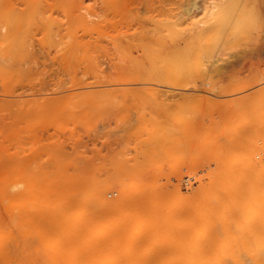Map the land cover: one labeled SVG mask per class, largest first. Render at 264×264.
Instances as JSON below:
<instances>
[{"label":"bare ground","instance_id":"bare-ground-1","mask_svg":"<svg viewBox=\"0 0 264 264\" xmlns=\"http://www.w3.org/2000/svg\"><path fill=\"white\" fill-rule=\"evenodd\" d=\"M253 1L0 0V264H264Z\"/></svg>","mask_w":264,"mask_h":264},{"label":"rangeland","instance_id":"rangeland-1","mask_svg":"<svg viewBox=\"0 0 264 264\" xmlns=\"http://www.w3.org/2000/svg\"><path fill=\"white\" fill-rule=\"evenodd\" d=\"M249 1H250V2H249ZM252 1H253V0H248L247 3H251ZM252 3H254V5H256V4L258 5V3H257L256 1H255V2L253 1ZM257 5H256V6H257ZM249 6H251V5L249 4ZM257 8L259 9L258 6H257ZM243 55H244L245 57H247V58L249 57L248 59H254V60H255V59H260V58L264 59V57H260V56H264V53H262V55H261V54H257V55L255 54V55H253L254 57H251V55L248 56V53H244ZM246 55H247V56H246ZM231 67H232V66H230V67L225 66V67L221 70V71L224 73V75H225V77L223 78V80L226 79V81H225L226 84H225V82H223V81L221 82V83L224 85L223 87H225V88H232L233 86H237V85H239V84H240V85H242V84L245 85L246 83H248V81H251V80H252V79H248L249 77L252 78L250 74L247 75V73H249L248 70H243V71H247V73H242V72L240 73V72H238V74H237V76H236L237 79H234V81H233V79L231 78V74H230L231 72L229 71V68H231ZM230 70L232 71V68H231ZM228 72H229V73H228ZM241 75H242V76H241ZM240 76H241V77H240ZM232 77H234V76H232ZM230 78H231V79H230ZM229 80H230V81H233V82H230ZM236 80H239V82L236 81ZM240 80H241V81H240ZM229 82H230V84L227 85V83H229ZM236 82H237V83H236ZM252 82H253V81H252ZM252 82H251V83H252ZM262 82H264V81H262ZM259 83H260V82H259ZM259 83H258V84H259ZM248 84H249V83H248ZM254 84H255V82H253V85H254ZM258 84H257L254 88H256L257 86L259 87L260 85H264V83H261L260 85H258ZM243 85H242V86H243ZM254 88H253V89H254ZM253 89H251V88L248 89V87H246V88H244L242 91L244 92L245 90H246V91H247V90H248V91L250 90L249 92H251V90H253ZM240 91H241V90H240ZM240 91H239V92H240ZM248 91H247V92H248ZM239 92H238V94H239ZM241 93H242V92H241ZM244 93H246V92H244ZM238 94L236 93V96H237V97H238ZM211 97L213 98V96H210V99H211V100H208L207 102H204V103L201 102V101H199V100H197V97H196V98H193L194 100H193V103H192L191 106H194L195 108L198 106V108H200V109H197V108H196V110H198V112L202 110L204 113H207V114H208V113L210 114L209 111L211 110V107H212L211 112H212V114H214V115H213V116H214V119H218V117H217V113H218L219 108L227 107V106H226L227 104H228V107H230L229 104H230V101H231V103H232V99H229V100H228V97L230 98V96H227L226 98H224V97H217V96H216V98H214V99H212ZM214 97H215V96H214ZM233 97H234V96H233ZM217 98H218V99H217ZM231 98H232V96H231ZM234 98H235V97H234ZM234 98H233V100H235ZM249 98H250V100H249ZM221 99H222V100H221ZM242 99H243V101H242ZM242 99H241L240 101H238V102H239V104H238V105H239V108H238V109H243V108L246 109V110L249 109V108L252 109V107H254L255 105H257V103H258V100H257V99H256L257 103L254 101L255 98H254L253 101H252L253 98H251V97H243ZM129 100H130V99H129ZM246 100H247V101H246ZM248 100H249V102H248ZM178 101H179V100H178ZM195 101H198V102H195ZM130 102H132V101H130ZM176 102H177V101H176ZM194 102H195V103H194ZM220 102H221V103H220ZM224 102H226V103H224ZM238 102L236 101V103H238ZM198 103H199V104H198ZM216 103H217V104H216ZM236 103H235V101H234L233 104H230V105H232V106H234V104L237 105ZM130 104H131V103H130ZM130 104H128V107H130ZM175 104L177 105V103H175ZM222 104H225V105L222 106ZM173 105H174V104H173ZM196 105H197V106H196ZM216 105H217V106H216ZM238 105H237V106H238ZM248 105H249V106H252V107H249ZM131 106H132V104H131ZM168 106H169V105H168ZM170 106H171V105H170ZM170 106H169V107H170ZM201 106H202V107H201ZM237 106H236V107H237ZM242 106H243V107H242ZM171 107H172V106H171ZM171 107L169 108V111H170ZM173 107H174V106H173ZM173 107H172V108H173ZM194 107H192V108H194ZM213 107H214V110H216V111L213 110ZM228 107H227V108H228ZM234 107H235V106H234ZM167 108H168V107H167ZM167 108H166V109H167ZM175 108H176V106H175ZM195 108H194V109H195ZM202 108H203V109H202ZM208 108H209V109H208ZM206 109H207V110H206ZM217 109H218V110H217ZM250 109H249V110H250ZM167 110H168V109H167ZM174 110H175V109H174ZM191 110H192V109H191ZM208 110H209V111H208ZM249 110H247V111H248V112H251V110H250V111H249ZM169 111H168V112H169ZM171 112H173L172 109H171ZM190 112H191V111H190ZM192 112H193V110H192ZM198 112H197L196 114H198ZM237 112H238V110H237ZM226 113H228V111H226ZM196 114H195V115H196ZM247 114H248V113H247ZM257 114H258V113H257ZM196 116H197V115H196ZM206 116H209V115H206ZM206 116H205V117H206ZM205 117H204V120L207 121V117H206V119H205ZM223 118H224V117H223ZM243 118H244V120H247V119H248V118H247V115H246V116L244 115V116H242V117H240V118H238V119L241 121ZM239 120H238V121H239ZM252 120L255 121V116H253V119H252ZM135 125H136V126H135ZM138 126H139V125L134 124V125H133V130L137 129ZM134 128H135V129H134ZM230 130H231V129H230ZM104 137H105V136H104ZM104 137H103V138H104ZM110 137H115V135H111ZM110 137H109V138H110ZM99 139H100V138H99ZM130 140H131V141H129V144H131V145L133 146V144H135V140H132V139H130ZM130 142H131V143H130ZM132 142H134V143L132 144ZM126 144L129 146V144H128V140L126 141ZM98 146H99V145H98ZM103 152H104V151H103ZM101 153H102V152H101ZM184 187H185V186L183 185V188H184ZM183 190L185 191L186 189L184 188Z\"/></svg>","mask_w":264,"mask_h":264}]
</instances>
